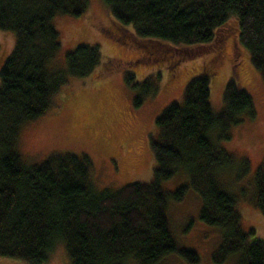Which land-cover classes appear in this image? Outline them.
<instances>
[{"label": "trees", "instance_id": "1", "mask_svg": "<svg viewBox=\"0 0 264 264\" xmlns=\"http://www.w3.org/2000/svg\"><path fill=\"white\" fill-rule=\"evenodd\" d=\"M103 1L109 11L104 36L142 51L133 67L166 62L174 71L206 51L223 59L225 41L233 36L264 79V0ZM88 7V0H0V29L16 35L13 52L0 61V256L46 264L62 243L71 264H160L173 253L197 264L198 253L177 242L168 217L171 201H181L193 188L203 201L202 221L224 236L213 261L223 264L238 254L239 264H264V239L244 230L239 198L224 182L225 175L238 170L241 178L251 166L222 145L234 127L256 116L254 98L238 73L243 58L233 61L219 113L210 84L219 73L216 58L189 81L181 100L162 112L149 183L99 192L94 163L84 153L53 154L36 166L24 162L18 150L23 126L45 115L71 79L96 81L122 67L120 59L102 60L98 46L84 44L66 53V68L56 67L62 48L56 19L79 17ZM126 74L127 80L136 79L133 72ZM160 78L161 73L146 82ZM157 89L137 96L135 106ZM180 171L189 183L167 191L164 183ZM252 187L251 202L264 216V161Z\"/></svg>", "mask_w": 264, "mask_h": 264}, {"label": "rangeland", "instance_id": "2", "mask_svg": "<svg viewBox=\"0 0 264 264\" xmlns=\"http://www.w3.org/2000/svg\"><path fill=\"white\" fill-rule=\"evenodd\" d=\"M88 10L79 17H58L55 24L61 33L62 48L55 60L56 67L66 68V53L79 45L98 46L103 59L121 60V69L109 76L91 81L89 77L71 79L57 95L56 104L36 121L23 126L18 150L24 162L36 166L57 153L87 154L94 163L95 186L100 192L118 190L132 183H149L153 179L156 160L153 138L157 133V119L173 102L181 100L189 81L199 69L214 58L219 62V73L211 84V102L215 112L223 108V94L232 76L233 63L243 58L238 70L241 84L253 96L256 116L232 129V138L222 145L238 158H248L249 172L238 178V170L224 176L227 188L236 193L243 228L253 230V238L264 239V216L251 202L255 173L264 161V79L257 71L249 53L236 44L235 37L225 41L223 53L206 51L183 61L174 71L166 69V62L138 64L141 50L108 40L102 33L109 23L103 0H88ZM16 35L0 29V61L7 59L15 48ZM168 57V56H167ZM235 61V62H233ZM126 72L136 79L127 80ZM161 73L154 84L146 80ZM135 85V86H134ZM157 86L154 96L146 97L140 107L135 98ZM189 183V176L180 171L164 183L167 191ZM203 201L190 188L181 201H171L168 217L177 242L198 253L197 264H217L214 253L221 247L224 236L219 228L202 221ZM0 264H29L12 257L0 256ZM46 264H71L65 245L56 246ZM160 264H191L183 255L173 253ZM223 264H239V255L230 256Z\"/></svg>", "mask_w": 264, "mask_h": 264}]
</instances>
